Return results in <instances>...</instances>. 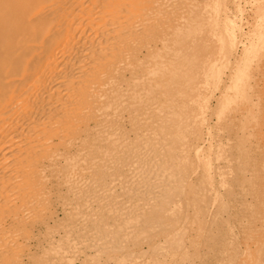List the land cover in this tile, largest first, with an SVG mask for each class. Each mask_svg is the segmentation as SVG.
<instances>
[{
	"label": "bare ground",
	"instance_id": "6f19581e",
	"mask_svg": "<svg viewBox=\"0 0 264 264\" xmlns=\"http://www.w3.org/2000/svg\"><path fill=\"white\" fill-rule=\"evenodd\" d=\"M217 2L0 0V264L31 253L56 260L61 240L72 243L56 231L61 219L140 235L183 207L175 195L188 176L189 92L205 70L216 75L220 40L215 27L204 37L195 29L207 14L214 20ZM243 162L245 182L258 169ZM201 187L186 198L197 201ZM192 209L184 224L153 232L149 249L200 225L203 208ZM231 233L209 229L212 256ZM251 255L264 264V237L234 259Z\"/></svg>",
	"mask_w": 264,
	"mask_h": 264
},
{
	"label": "rangeland",
	"instance_id": "374dc122",
	"mask_svg": "<svg viewBox=\"0 0 264 264\" xmlns=\"http://www.w3.org/2000/svg\"><path fill=\"white\" fill-rule=\"evenodd\" d=\"M212 14L213 21H208L207 14L195 29L204 37L215 27L220 40L215 42L216 75L205 70L200 89L195 94L189 92L194 99L186 111L183 130L191 147L184 164L188 176L175 195L183 198V207L164 217L155 231L140 235H126L123 224L106 227L98 223L85 228L61 219L56 231L63 237L70 235L72 243L61 240L59 257L55 260L48 252L41 256L31 253L19 264H254L253 255L238 260L234 257L264 237V0H218ZM226 34L233 37L231 45H226ZM204 52L202 49L198 54ZM243 155L258 169L245 182L241 174ZM205 171L210 178L201 184L199 179ZM196 184L202 187L197 201H192L185 192ZM215 195L219 199L216 213ZM192 206L203 208L200 225L191 224L149 249L145 242L152 233L168 232L193 218L196 211ZM237 215L248 218L249 223L237 221ZM213 226L223 233L232 230L220 237L216 257L208 240ZM92 231L109 234L108 242L102 237L88 240Z\"/></svg>",
	"mask_w": 264,
	"mask_h": 264
}]
</instances>
